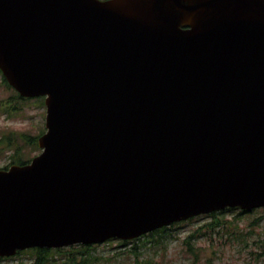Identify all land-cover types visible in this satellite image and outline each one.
<instances>
[{"label":"water","instance_id":"95a60500","mask_svg":"<svg viewBox=\"0 0 264 264\" xmlns=\"http://www.w3.org/2000/svg\"><path fill=\"white\" fill-rule=\"evenodd\" d=\"M0 70L46 105L0 256L264 207V0H0Z\"/></svg>","mask_w":264,"mask_h":264},{"label":"rangeland","instance_id":"374dc122","mask_svg":"<svg viewBox=\"0 0 264 264\" xmlns=\"http://www.w3.org/2000/svg\"><path fill=\"white\" fill-rule=\"evenodd\" d=\"M2 78L0 70V167L10 166L15 152L31 160L41 151L38 142L39 149L32 140L23 139L20 134L38 135L45 129L46 116L44 96L18 98L16 90L3 83ZM37 97L43 99V102ZM7 135L16 137L10 147L6 145V140L1 141ZM237 213L238 210L227 211L223 216L233 221L229 226L231 229L235 230L239 226L243 232L230 234L222 228L208 231L205 227L201 232L203 234L189 238L197 227L211 219V216L201 215L173 225L171 234L168 233L164 241H154L155 236L142 238L140 259H149L151 264H264V209L257 207L235 218ZM255 217H258L256 222L249 226ZM118 240L101 242L92 252L101 256L103 264H134L136 253L129 250L132 242L118 247ZM191 244L194 250H191ZM120 249L125 251L119 253ZM33 255L32 251L16 253L1 259L0 264H31L34 261ZM79 256L76 258L79 259ZM52 257L54 261L51 264H72L67 253L54 252Z\"/></svg>","mask_w":264,"mask_h":264},{"label":"trees","instance_id":"16d2710c","mask_svg":"<svg viewBox=\"0 0 264 264\" xmlns=\"http://www.w3.org/2000/svg\"><path fill=\"white\" fill-rule=\"evenodd\" d=\"M2 81L8 87H11V85L8 83V81L6 80L4 75H3ZM15 94H16V97H18V98H26V99L30 98V97H23L16 91H15ZM37 99H40V97H37ZM41 102H43V99L41 100ZM13 106L14 105H12V107ZM44 130L45 129L41 130L39 132V134L36 135V136H30L29 134H25V133H21L20 136L23 139L32 140V143L36 146L37 149H39V147L37 146V138H38V136L41 133L44 132ZM14 139H16V137H14L13 135H7V136H4V138L1 141L6 140V145L8 147H10L11 144H13ZM12 157H13V160L11 161L10 164H13V163H26V162L30 161V158L29 159H24L23 156L20 153H18V152H15V154H13ZM7 167H8V165H6L4 167H0V168H7ZM260 208L264 209V207H260ZM233 210H238L237 215H235V218H238L239 216H241L243 214L250 213L252 209L251 210H245V209H241L239 207H226L224 209L215 210V211H212L210 213L201 214L202 216H211V219L209 221H207V222H204L201 226L197 227L193 231V233L190 235L189 238L197 237L200 234H203L201 232H202L203 228H205V227L208 228V231L209 230H216L218 228H222V229H225V231L230 233V234H235L237 232H243L242 231L243 228L239 227V226H236V224H234L236 226L235 230L231 229V227H229V226H231L230 223H232L233 221H231V220H229V219H227V218H225L223 216V214L225 212L233 211ZM201 215H198V216H201ZM198 216H193V217H190V218H188L186 220H192V219H194V218H196ZM257 218L258 217H255L253 220H251L249 222V226H252V224H254L256 222L255 220ZM186 220L177 221V222H174V223H172L171 225H168V226H162L160 228L155 229L154 231H150V232L145 233L142 236L134 238V239H128V240L119 239L118 243H120V244H118V247H122L124 245H128L129 242H132V246L130 247L129 250L130 251H134L136 253V256H135V259H134L135 260L134 264H151L152 262L149 261V259H144V261H143V259H140L139 251H140V249L142 247V244H143V243L142 244L140 243V240L142 238H145V237L149 238L150 236L151 237L155 236L154 237L155 238L154 241H156V242L164 241V238L166 237V235L168 233L171 234V230L174 227L173 225H175L177 223H181V222L186 221ZM248 231H246V232H248ZM114 239L115 238H110V239H108L106 241L109 242V241H112ZM98 244L99 243H95V244L94 243H90V244H75V245H71V246H68V247H58V248L31 247V248L18 250L17 254H20L21 252H24V251H32L33 254H34L33 255L34 256V261L31 264H51L52 261H54V259L52 257V254L54 252H60L61 254L63 252L67 253V257L69 258V260L71 261L72 264H103V262H101V260H100L101 256L100 255H96V254H94L92 252L94 247H96ZM190 246H191V250L192 249L194 250V246L192 244ZM124 251L125 250L120 249L118 252L121 253V252H124ZM79 255H81V256H79ZM77 256H79V259L76 258ZM3 258H8V257H1L0 256V260L3 259Z\"/></svg>","mask_w":264,"mask_h":264}]
</instances>
